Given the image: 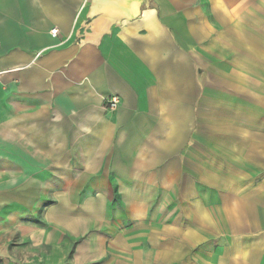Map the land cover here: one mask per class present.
I'll return each mask as SVG.
<instances>
[{"label":"crops","instance_id":"0c3cea01","mask_svg":"<svg viewBox=\"0 0 264 264\" xmlns=\"http://www.w3.org/2000/svg\"><path fill=\"white\" fill-rule=\"evenodd\" d=\"M15 231L52 264H264V0H0Z\"/></svg>","mask_w":264,"mask_h":264},{"label":"rangeland","instance_id":"374dc122","mask_svg":"<svg viewBox=\"0 0 264 264\" xmlns=\"http://www.w3.org/2000/svg\"><path fill=\"white\" fill-rule=\"evenodd\" d=\"M45 207L46 202H42L41 207L38 209V214L35 213V215L29 214L24 216L25 221L45 230L47 228L44 221ZM46 237L45 234L40 233L39 243L42 242V246L32 247L30 245L31 243H29L32 241L25 240L22 242L18 232L15 231L10 233L9 247L6 249L0 246V264H52L55 257L50 256L52 249L45 244ZM68 248L70 250L68 264H72L71 254L74 252L75 242L72 241V243H69Z\"/></svg>","mask_w":264,"mask_h":264},{"label":"built area","instance_id":"2783aa9c","mask_svg":"<svg viewBox=\"0 0 264 264\" xmlns=\"http://www.w3.org/2000/svg\"><path fill=\"white\" fill-rule=\"evenodd\" d=\"M51 33H52L53 36H56L57 33H58V30L54 29ZM108 105H109V109L110 110H115L118 107V105H119L118 98L117 97H113V98L109 99L108 100Z\"/></svg>","mask_w":264,"mask_h":264}]
</instances>
